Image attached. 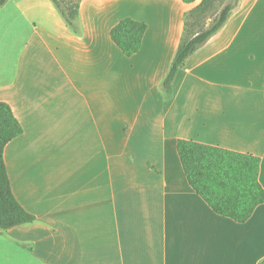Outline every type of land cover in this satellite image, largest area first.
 Returning <instances> with one entry per match:
<instances>
[{"label":"crops","instance_id":"crops-1","mask_svg":"<svg viewBox=\"0 0 264 264\" xmlns=\"http://www.w3.org/2000/svg\"><path fill=\"white\" fill-rule=\"evenodd\" d=\"M181 2L170 18L126 0H81L72 26L51 0L0 8L17 13L4 16L0 101L22 127L3 157L15 198L35 216L4 231L34 264L264 257V202L243 223L216 214L188 183L176 149L184 138L256 155L264 187V0H239L166 93L190 5ZM124 17L147 25L129 57L109 37ZM41 47L52 65L38 63ZM14 51L16 84L8 69Z\"/></svg>","mask_w":264,"mask_h":264},{"label":"trees","instance_id":"trees-1","mask_svg":"<svg viewBox=\"0 0 264 264\" xmlns=\"http://www.w3.org/2000/svg\"><path fill=\"white\" fill-rule=\"evenodd\" d=\"M181 1L191 4L197 0ZM215 1L199 0L185 12L183 31L162 82L164 92H170L174 76L185 59L224 25L238 3V0H230L218 9ZM7 2L0 0V8ZM51 2L65 23L72 26L79 5L75 2L63 5L60 0ZM209 18L210 22L203 26ZM146 28L145 22L124 17L111 27L109 37L121 53L129 57L141 47ZM21 133L22 127L11 107L0 101V232L35 220L15 198L3 157L6 144ZM176 149L188 183L216 214L243 223L264 202L258 156L184 138L177 140ZM257 264H264V257Z\"/></svg>","mask_w":264,"mask_h":264},{"label":"rangeland","instance_id":"rangeland-1","mask_svg":"<svg viewBox=\"0 0 264 264\" xmlns=\"http://www.w3.org/2000/svg\"><path fill=\"white\" fill-rule=\"evenodd\" d=\"M17 0H10V4L15 3ZM81 0H60V2L63 5L66 4H72L77 3L79 5V2ZM128 3V6L136 5L138 7H144L143 9H149L153 10L157 17L159 16V13L165 15L166 17L169 16L170 18L173 17V15H176V12L179 10L177 3H174L176 0H126ZM230 0H216L215 3L217 5V8L223 6L225 3H227ZM239 1V0H238ZM144 2V3H142ZM199 0L191 3L188 7V10L195 6ZM180 3V2H179ZM182 3V2H181ZM174 4V5H173ZM122 12L131 13L132 11H127L128 7L125 6L121 9ZM187 10V11H188ZM11 7L10 5L8 8L0 9V52L2 50V47L4 46V43L1 45L2 40V34H3V27H5V20L4 16L8 15H17V13L13 12L11 13ZM186 11V12H187ZM179 14V13H178ZM181 14V13H180ZM180 14L178 16H180ZM210 22L209 19H205L203 26L206 23ZM6 49V48H5ZM16 50V48L14 49ZM17 51H14L15 53ZM38 63L39 64H47L52 65L53 61L48 55V53L41 47L38 48ZM6 55L2 56L0 53V66H2V62L5 61ZM13 58V57H12ZM4 64V63H3ZM8 69H12L13 73L10 76L9 82L13 83L17 81V68H18V61H17V53H15V56L13 59H11V62H8ZM38 148L41 149L42 152H44L45 146L43 145H37ZM46 152H50L48 149ZM11 160L16 163L17 159V148L13 149L10 154ZM17 236H11L9 235V232H0V264H34L35 259L31 256V254L26 249H22L20 245H18L16 242L18 241Z\"/></svg>","mask_w":264,"mask_h":264}]
</instances>
